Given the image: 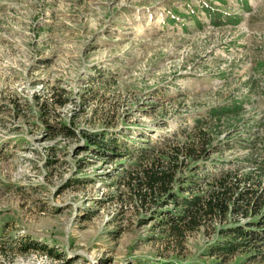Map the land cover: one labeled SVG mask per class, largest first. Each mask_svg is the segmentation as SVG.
Listing matches in <instances>:
<instances>
[{
  "label": "rangeland",
  "instance_id": "rangeland-1",
  "mask_svg": "<svg viewBox=\"0 0 264 264\" xmlns=\"http://www.w3.org/2000/svg\"><path fill=\"white\" fill-rule=\"evenodd\" d=\"M207 4L241 22L214 25ZM263 57L264 0H0V264H215L208 248L233 219L178 241L161 220L178 206L129 184L137 153L100 154L86 137L157 153L243 99L244 118L179 171L204 189L202 170L242 176L264 157ZM241 184L264 199V177ZM27 238L38 248H19ZM225 264H264V249Z\"/></svg>",
  "mask_w": 264,
  "mask_h": 264
},
{
  "label": "trees",
  "instance_id": "trees-1",
  "mask_svg": "<svg viewBox=\"0 0 264 264\" xmlns=\"http://www.w3.org/2000/svg\"><path fill=\"white\" fill-rule=\"evenodd\" d=\"M213 8L209 4L204 6L207 16L214 25L224 24L225 21L241 22L240 16H228V14L222 11L218 12ZM255 69L264 72V57L257 60ZM244 104L245 100L243 99H233L212 107L209 111V120L198 119L195 126L185 132L186 137L183 141H179L169 148L157 149L160 153H153L155 148H158L155 142L149 143V147H132L133 145L129 141L111 136L104 131L86 137L85 145L104 155L117 154L121 150L126 151L127 155L137 153L139 167L129 174V184L134 186L138 196L143 200H146L148 195L152 197L164 196L166 199L162 203L168 200L178 206V212L169 211L168 215L161 218L162 225L167 227L178 241L183 242L186 233L200 229L205 224L226 221V219L228 221V218L233 219V224L222 228L223 238L211 244L207 253L217 258L215 264H225L245 247L254 245L264 249V199L262 193H258V189L241 184L245 181L250 182L254 176L259 177L260 181L263 179L264 157L262 160H258L257 165L251 171L242 176L238 171L232 170L223 172V176L211 174L208 169L202 170L205 173V179L209 178H207L209 181L207 189H204L201 184L204 182L202 181L203 177H199L197 174L183 177L179 175V171L182 170L186 159L197 160L207 156L210 151L216 148L213 146V141L219 137L221 126L232 120L235 123L242 120ZM62 129L69 135L75 134L74 129L70 126L62 125ZM127 166L130 165L127 164ZM130 167V169L133 168ZM201 189L202 192H197ZM186 192L189 195H186ZM253 215L258 216L256 219H250L244 223L238 221V219L253 217ZM38 246L27 238L23 240L22 244L20 243L19 248L28 250L29 248H38ZM41 248L48 249L45 246ZM258 254L261 255L263 252L259 251ZM178 264L191 263L181 261Z\"/></svg>",
  "mask_w": 264,
  "mask_h": 264
}]
</instances>
